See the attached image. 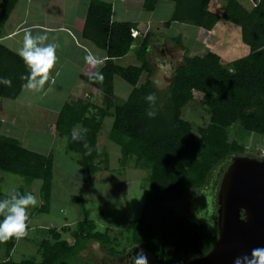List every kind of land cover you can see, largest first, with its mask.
<instances>
[{"label": "trees", "instance_id": "1", "mask_svg": "<svg viewBox=\"0 0 264 264\" xmlns=\"http://www.w3.org/2000/svg\"><path fill=\"white\" fill-rule=\"evenodd\" d=\"M17 1L2 2L0 25ZM217 2L222 4L220 13L211 9ZM161 3L173 6L171 18L165 24L167 28L174 23L193 26L199 30V38L203 32H215L220 23L236 26L243 46L240 58L227 67L216 51L191 56L182 36L170 38L185 56L167 90L160 91L151 81L154 68L147 60L146 50L149 34L138 49L141 65L127 68L117 65L116 60L130 52L141 33L135 30V24L114 22L112 5L92 0L82 36L105 49L107 60L98 72L103 76L102 81L97 79V73L84 79L99 90L104 103L98 107L83 99L70 98L59 114L55 129L58 136L67 138V150L79 156L78 164L86 174L85 182L91 184L100 171L109 168V154L99 148L98 140L104 119H113L108 138L123 155L119 158L120 167L134 160L137 168L148 172L147 198L140 218L128 224L131 236L126 243L142 248L157 264H183L206 255L214 247L218 239V220L216 214L214 223L202 221L176 210L175 204L190 193L206 189L212 173L224 162L246 156L245 147L230 140V129L234 125L245 132L264 136V0H258L252 9L246 8L240 0H144L143 8L153 12ZM133 32L138 38H134ZM0 56L17 61L15 68L10 69L12 74L4 77L11 79V87L0 83V97L17 99L22 85L27 83L21 76L30 72L22 59L3 46H0ZM144 73H147L146 81L139 82ZM115 76L132 87L128 98L121 103L115 94ZM195 92L202 94L201 105L210 115L208 126L198 129L197 133L183 118V110L194 101ZM150 93L156 96L154 117L148 115L151 106L145 99ZM54 167V154L46 155L24 147L17 137L2 132L0 121V172L19 176L29 186L35 181L41 182V206L36 214L50 211ZM5 199L11 200L0 189V200ZM72 199L83 203L81 196ZM3 220L4 214H0V222ZM75 227L48 229L51 239L41 243V262L11 260L18 240L26 239V235L0 242V248L6 253L0 264H78L93 242L101 244L112 256L124 250L123 242L110 238L107 231H98L93 221L84 219ZM64 234L68 237L64 238Z\"/></svg>", "mask_w": 264, "mask_h": 264}, {"label": "crops", "instance_id": "2", "mask_svg": "<svg viewBox=\"0 0 264 264\" xmlns=\"http://www.w3.org/2000/svg\"><path fill=\"white\" fill-rule=\"evenodd\" d=\"M3 1L0 0V6ZM91 1L18 0L11 12L8 13L9 15L4 24L0 25V46L14 53L20 59L22 58L18 54V49L23 46V36L26 30H31L33 35L38 33L47 34L48 39L41 46H46L48 43L58 44L55 67L51 70L49 80L41 90L22 89L18 98L14 100L0 97L2 132L17 137L24 147L46 155L55 154L54 152L58 153V150L61 149L60 157L66 159V161L74 162L73 164L76 167H80L78 164L79 156L68 152L66 140L63 141L64 138L58 136L55 127L61 110L70 98L83 99L98 107H102L104 103V97L99 90L84 79L85 77L96 75L107 60L105 49L98 47L82 36ZM100 1L112 5V20L114 22L135 24V30L141 33L140 38L134 43L130 52L116 60L117 65L124 68L141 65L138 49L142 40L149 34V45L146 50L147 60L154 68L151 81L154 83L166 82V80L167 82H172L175 72L183 64L185 56V52L177 50L178 47L170 41V38L176 37L174 35L170 36L171 30L177 29L175 26L181 24L174 23L169 28L165 26L166 22L171 18L173 9L170 6L172 5L169 3L159 4V6L166 5L164 12L169 17L151 18L149 16L150 18H147L148 16H143L144 12L154 14L155 10L153 12L145 11L143 8L144 0ZM166 31H168L167 36ZM182 31H187V28ZM178 34L182 36V33ZM198 38L199 35L195 39L196 42L199 40ZM199 45L198 48H203L202 44L199 43ZM88 56L102 60L103 63H90L85 59ZM9 59H11L9 56H0V78L10 76L12 74L10 69L15 68L13 65L16 66L17 61ZM26 68L30 72L27 65ZM118 78L119 76H115L114 82H118ZM162 78H166V80L162 81ZM146 79L147 73H144L139 82H145ZM37 80H39V77H37ZM121 80L124 81L123 79ZM14 85L17 86V83L14 82ZM107 118L112 121L111 129L113 119L111 117ZM106 119H104V122H106ZM30 133L33 134V138L29 136ZM35 135L39 137L35 138ZM54 159L55 177L58 166V156L56 154ZM2 182L4 181L2 180ZM32 186L28 187V189ZM35 196H37L38 204L41 206L40 191L35 192ZM55 196L54 181L51 207L54 205ZM73 223H65L59 228L70 226L72 229L76 225V223ZM59 228L52 229L59 230ZM64 236H68V234H64ZM68 240L72 244L71 239ZM100 246L102 245L100 244ZM88 248L91 250V248H96V245L92 246V243H90L86 250Z\"/></svg>", "mask_w": 264, "mask_h": 264}, {"label": "rangeland", "instance_id": "3", "mask_svg": "<svg viewBox=\"0 0 264 264\" xmlns=\"http://www.w3.org/2000/svg\"><path fill=\"white\" fill-rule=\"evenodd\" d=\"M257 1L240 0L248 9H252ZM221 5L217 2L214 5L212 4L211 9L220 13ZM165 6L158 5L154 14L144 12L143 16H148L147 18H159L161 16L167 18L169 16L164 12ZM170 7L173 9V6ZM175 27L177 29H172L170 36H179L180 34L178 33H182L184 44L190 50L191 55L216 51L222 56L227 67H230V63L242 55L241 48L243 46L240 31L230 23H220L215 32H203L197 42L195 41L199 32L197 28L188 25H176ZM186 28L187 31L183 32L182 30ZM167 35L168 31H166ZM198 42L202 44L203 48H198ZM177 50L182 51L179 48ZM121 79L119 77L117 79L118 82H114L118 103L124 102L132 91V87ZM163 80H166V78H162ZM170 83L166 80V82H155L154 84L160 91H166ZM194 96V101L183 110V118L192 124L194 132L197 133L198 129L208 126L210 115L207 109L201 105L202 94L195 92ZM105 121L99 136L98 145L99 148L105 149L110 156L109 168L100 171L96 175L94 183L88 184L85 182L86 174L80 167H76L73 164L74 162L66 161V159L60 157L61 149L58 150V153L54 152L58 156V166L54 177L56 189L54 205L49 213L42 214L35 213L40 207L39 204L34 207L29 206L27 209L28 220L26 223L28 232L26 239L18 240L11 253L10 258L12 261L20 262L24 259H34L36 262H41V243L43 240L51 239L48 229L62 227L65 223L74 222L73 224H75L84 219L93 221L98 231H107L110 238H117L120 242H123V246L127 245L126 242L131 236L128 224L140 218L147 198L148 185L146 178L148 172L137 168L134 160H129L128 165L120 167L119 158H122L123 155L118 146L109 141L108 138L112 121L109 118ZM32 135L30 133L29 136L31 137ZM38 137L35 135V138ZM229 137L230 140H235L245 147L247 157L264 158V136L245 132L238 125H234L230 129ZM64 140L67 143V138H64ZM0 179L4 181L0 184L1 192L10 199L13 195L19 197L31 192L35 195V192L37 193L41 186L40 181H35L33 186L30 185L32 187L28 189L30 186L23 178L5 172H0ZM218 180L219 169H216L212 173L211 182L206 189L199 193H190L185 200L175 204V209L192 214L202 221L214 223V208L212 206L214 199L212 195L215 193L214 190L217 189L216 182H219ZM73 196H81L83 203L73 201L71 198ZM197 198L198 205L193 209ZM59 230L61 229L59 228ZM95 245L96 250L102 252L99 249L100 244L93 242L92 246ZM99 252H97L96 260L102 258L103 253L99 254ZM5 258V250L0 248V259L5 260Z\"/></svg>", "mask_w": 264, "mask_h": 264}, {"label": "water", "instance_id": "4", "mask_svg": "<svg viewBox=\"0 0 264 264\" xmlns=\"http://www.w3.org/2000/svg\"><path fill=\"white\" fill-rule=\"evenodd\" d=\"M218 239L204 256L183 264H235L264 247V158H232L219 192Z\"/></svg>", "mask_w": 264, "mask_h": 264}, {"label": "clouds", "instance_id": "5", "mask_svg": "<svg viewBox=\"0 0 264 264\" xmlns=\"http://www.w3.org/2000/svg\"><path fill=\"white\" fill-rule=\"evenodd\" d=\"M138 38V35L134 36ZM48 39L46 33L33 35L31 30H26L23 36V46L18 49V54L29 67L30 74L21 76L22 80L27 83L22 85L24 90H41L49 80V74L55 67L57 61L56 49L58 44L48 43L41 46ZM86 61L93 64H102L103 61L95 59L92 56L85 57ZM39 77V80H37ZM97 79L102 81L103 76L97 73ZM0 83L11 87L12 81L9 78H0ZM145 99L150 103L148 115L155 116L154 106L156 96L154 93L148 94ZM87 131L86 129L84 130ZM73 139H83V137H73ZM88 148V144L84 145ZM38 200L35 195L27 193L17 197L13 195L11 200L5 199L0 201V214H4V220L0 222V242H6L13 236L16 238L23 237L27 234L29 206H36ZM6 212V214H5ZM132 264H148V257L143 252H137L132 257ZM235 264H264V247H256L251 250V256L237 257Z\"/></svg>", "mask_w": 264, "mask_h": 264}, {"label": "flooded vegetation", "instance_id": "6", "mask_svg": "<svg viewBox=\"0 0 264 264\" xmlns=\"http://www.w3.org/2000/svg\"><path fill=\"white\" fill-rule=\"evenodd\" d=\"M231 164V160H228L227 162H224L218 169H219V182H216V188L214 191L215 193L212 195L213 197V202H212V206L213 208H215L214 212V219L216 217V212L219 209V204H218V192H219V188L223 179V176L225 174V172L227 171V168L229 167V165ZM221 177V178H220ZM216 200V201H215ZM198 198L196 199V203L194 202V207L193 209L198 205ZM205 207V206H204ZM97 248H91V250L88 248L87 250H85L82 254V259L78 264H132V257L135 255V253L143 251L147 257H148V264H157L155 262V260L153 259L152 256H150L149 254H147L142 248L133 245L132 243H128L127 245L124 246V250L121 254L116 255V256H112L110 255L107 251H105V249L100 246L99 249H101L102 252H99L96 250ZM120 251H122V248H119ZM90 250V251H89ZM97 252H99V254H102V258L96 260L97 258Z\"/></svg>", "mask_w": 264, "mask_h": 264}, {"label": "built area", "instance_id": "7", "mask_svg": "<svg viewBox=\"0 0 264 264\" xmlns=\"http://www.w3.org/2000/svg\"><path fill=\"white\" fill-rule=\"evenodd\" d=\"M132 35H133V36H136V35H137V33H134V32H133V33H132Z\"/></svg>", "mask_w": 264, "mask_h": 264}]
</instances>
